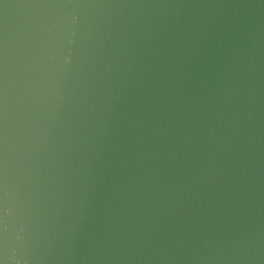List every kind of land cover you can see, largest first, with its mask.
I'll use <instances>...</instances> for the list:
<instances>
[{
	"label": "water",
	"instance_id": "water-1",
	"mask_svg": "<svg viewBox=\"0 0 264 264\" xmlns=\"http://www.w3.org/2000/svg\"><path fill=\"white\" fill-rule=\"evenodd\" d=\"M0 264H264V0H0Z\"/></svg>",
	"mask_w": 264,
	"mask_h": 264
}]
</instances>
